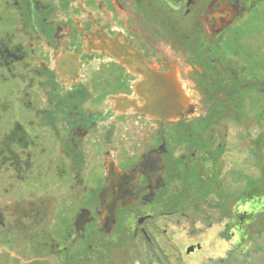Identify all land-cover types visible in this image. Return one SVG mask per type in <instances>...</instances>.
Here are the masks:
<instances>
[{"label": "flooded vegetation", "instance_id": "1", "mask_svg": "<svg viewBox=\"0 0 264 264\" xmlns=\"http://www.w3.org/2000/svg\"><path fill=\"white\" fill-rule=\"evenodd\" d=\"M28 1L0 0V54L1 18L15 10L19 19L31 20L27 15L42 4ZM45 1L46 10L82 11L76 0ZM83 1L93 17L100 14L130 34L149 61L159 43L177 53L197 84L201 74L208 76L193 67L195 47L202 50L205 63L217 71L210 91L221 94L215 109H226L224 96L234 93L229 117L247 130L226 136L221 119L189 122L164 137L112 150L117 168L131 173L145 151L156 149L160 180L136 174L135 190L115 201L109 227L106 161L99 163L102 172L89 163L90 184L55 192L58 209L42 264H264V0H179L175 8L162 0ZM226 6L232 8L227 24L214 26ZM207 27L215 41L203 48L196 39ZM79 141L68 137L63 152ZM65 166L64 176L72 169Z\"/></svg>", "mask_w": 264, "mask_h": 264}, {"label": "water", "instance_id": "2", "mask_svg": "<svg viewBox=\"0 0 264 264\" xmlns=\"http://www.w3.org/2000/svg\"><path fill=\"white\" fill-rule=\"evenodd\" d=\"M76 1L81 12L46 10V1L38 0L42 6L27 15L31 20L19 19L15 10L1 18L0 264L44 263L47 229L58 209L55 192L90 184L89 163L105 172L109 227L115 201L135 190L136 174L160 180L156 149L145 151L131 173L117 168L112 150L231 113L234 93L224 96L226 109H215L221 94L210 91L217 71L202 50L195 47L193 67L208 76L201 74L197 84L177 53L159 43L149 61L130 34ZM231 9L226 6L214 26L227 24ZM213 34L207 27L196 40L205 48ZM68 137L80 141L63 152ZM68 163L71 173L64 176Z\"/></svg>", "mask_w": 264, "mask_h": 264}, {"label": "rangeland", "instance_id": "3", "mask_svg": "<svg viewBox=\"0 0 264 264\" xmlns=\"http://www.w3.org/2000/svg\"><path fill=\"white\" fill-rule=\"evenodd\" d=\"M178 1L179 0H165V2L169 5V6H171V7H173V8H175V6L177 5V3H178ZM247 114H249V113H247ZM251 116H254L253 114H251ZM255 117V116H254ZM228 121L229 120H226L225 121V123H226V126H227V134H226V136H237L238 134H237V132H238V130H240L242 133H244L245 134V131L247 130V129H242V128H238L237 127V124L233 121V123L232 122H229L228 123Z\"/></svg>", "mask_w": 264, "mask_h": 264}]
</instances>
